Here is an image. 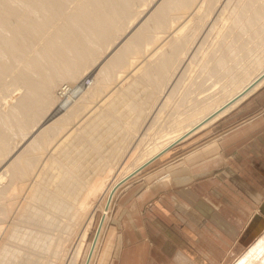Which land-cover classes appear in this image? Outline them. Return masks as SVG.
I'll use <instances>...</instances> for the list:
<instances>
[{
    "label": "rangeland",
    "instance_id": "374dc122",
    "mask_svg": "<svg viewBox=\"0 0 264 264\" xmlns=\"http://www.w3.org/2000/svg\"><path fill=\"white\" fill-rule=\"evenodd\" d=\"M119 54L121 62L115 60ZM263 69L264 0H0V264H84L105 211L91 264H182L177 253L188 263L197 253L206 264H237L256 252L264 238V194H245L251 217L235 215L238 234L224 236L227 243L213 234L200 235V241L174 220L179 239L167 237L173 255L158 240L167 234L151 226V203L142 210L144 218L136 217L145 225L142 239H133L132 220L121 213L158 166L212 138L218 119L130 177L107 210L105 205L109 187L146 149L210 113ZM88 76L93 80L83 88L88 97L62 117L54 110L65 96L61 92ZM29 92L38 102L25 105L24 112L20 101ZM97 178L105 180L104 187L87 195L84 209L77 208L76 199ZM55 202L71 208L68 216L54 210ZM49 212L59 218V224L51 221L53 228L41 225ZM118 218L133 243L119 262L105 255ZM55 249L56 258L50 257ZM263 260L264 253L256 257Z\"/></svg>",
    "mask_w": 264,
    "mask_h": 264
},
{
    "label": "crops",
    "instance_id": "0c3cea01",
    "mask_svg": "<svg viewBox=\"0 0 264 264\" xmlns=\"http://www.w3.org/2000/svg\"><path fill=\"white\" fill-rule=\"evenodd\" d=\"M213 132L214 136L196 150L158 166L156 173L147 177L146 187L131 197V206L123 205L121 213L132 220L133 239L145 236V225L140 226L136 217L144 218L142 210L147 203L152 204L151 226L157 225L167 234L158 240L164 241L171 255L174 245L167 237L179 239L172 226L174 220L183 225L184 234L199 235L200 241L201 236L211 234L223 243L228 242L224 236L236 237L235 215L247 219L252 210L245 194H264V82L220 117ZM114 223L117 227L112 236L116 235L117 242L111 237L105 255L119 262L133 243L130 235H124L123 221L118 218ZM176 257L182 264L188 263L186 255L177 253ZM203 257L196 253L195 262L188 264H206Z\"/></svg>",
    "mask_w": 264,
    "mask_h": 264
},
{
    "label": "bare ground",
    "instance_id": "6f19581e",
    "mask_svg": "<svg viewBox=\"0 0 264 264\" xmlns=\"http://www.w3.org/2000/svg\"><path fill=\"white\" fill-rule=\"evenodd\" d=\"M163 18V17H162ZM161 18V19H162ZM174 25V24H173ZM141 38V37H140ZM141 40V39H140ZM123 58H124V54H119L116 58H115V60L117 61V62H121L122 60H123ZM133 68V67H132ZM32 76H33V74H32ZM42 76L44 77V74L42 73ZM120 76H121V74H120ZM29 77H31V76H29ZM38 78V77H37ZM37 78L36 79H34V78H30L31 79V81L32 82H36V81H38L37 80ZM264 82V69L262 70V71H260V73L259 74H257V76H255V78L254 79H252V80H250L249 81V83L248 84H246L240 91H237V93L236 94H232V96L231 97H229L226 101H224L223 103H221V104H219L217 107H215L210 113H208L207 115H205V116H203L202 118H199L198 120H196L194 123H192L191 125H186V126H182L180 129H178V130H176V131H172V132H167V133H165V135H164V137H163V139H161V140H159V141H157V142H155L151 147H149V150L148 149H146L147 150V152L144 154V156L141 158V159H139L138 160V162L135 164V165H132V166H130L131 168H128V169H126L125 171H124V173H122L116 180H115V182L114 183H112V185L109 187V189H108V195H107V202H106V205H105V210H107L108 208H109V206L112 204V200L114 199V196L116 195V193H117V191H118V189L120 188V187H122V185H124V183H126L128 180H129V178L130 177H132V176H134L135 174H137V173H139L142 169H144L148 164H150L152 161H154L156 158H158L160 155H162L163 153H165L166 151H168L171 147H173V145H175V144H177L178 142H181V141H183L184 139H186V138H188V137H190L192 134H194V133H196L197 131H200L201 129H203V128H205L207 125H209V124H211V123H213L214 121H216L217 119H219L221 116H223L224 114H226V113H228L231 109H233L235 106H237L245 97H247L251 92H253L256 88H258L262 83ZM36 83H38V82H36ZM31 85V84H30ZM85 86L80 82L79 84H77V85H75L74 87H72V88H69L68 90H66V91H62L61 92V95H65L64 96V98L62 99V100H60L59 102H57V104H56V106H55V111L56 112H58V113H60V114H62V117H64V118H66V117H68V116H70V115H72V114H74L77 110H78V108H80V101L82 100H84V99H86L85 97H88V96H86L87 94V92L86 93H83L84 92V90L85 89H83ZM37 88L38 89H41V88H44L43 87V84L42 83H39V84H37ZM86 91V90H85ZM42 92V91H41ZM86 94V95H85ZM90 95V94H89ZM36 96V95H35ZM35 96H34V94L32 93V92H29L28 94H26V95H24V97H22V99H23V101L21 102L20 101V104H21V106L20 107H23L24 108V112H26L27 110H25V105L27 106V108L29 107V106H32V105H36V103L38 102V99H35ZM38 98V97H37ZM91 98H93V97H91ZM108 98V97H107ZM110 98V97H109ZM21 99V100H22ZM102 100V99H101ZM35 102V103H34ZM80 103V104H79ZM89 105H91V104H89ZM18 106V107H19ZM86 106V105H85ZM88 107V106H87ZM87 107H86V109H87ZM30 108H32V107H30ZM89 108V107H88ZM33 109V108H32ZM90 109H91V107H90ZM89 109V110H90ZM19 110V109H18ZM85 110V109H84ZM83 110V111H84ZM23 111V110H22ZM22 111H20V113L22 112ZM79 111H82V109L81 110H79ZM29 112V111H28ZM90 112V111H89ZM88 113V112H87ZM86 113V114H87ZM22 114V113H21ZM83 114V113H82ZM81 114V115H82ZM22 116V115H21ZM83 116V115H82ZM17 117V116H16ZM17 118H19V117H17ZM21 118V117H20ZM29 118V117H28ZM80 118H81V116H80ZM16 120V119H15ZM29 120V119H28ZM26 122H27V120H26ZM11 124V123H10ZM98 124V123H97ZM96 124V125H97ZM64 140V139H63ZM67 140V139H66ZM59 144V143H58ZM61 144V143H60ZM10 151V150H9ZM78 151V150H77ZM135 151V150H134ZM27 152V151H26ZM61 155V154H60ZM59 155V156H60ZM79 158V157H78ZM85 158H88V157H85ZM130 158V157H129ZM21 159V158H20ZM66 159H68V158H66ZM83 159V158H82ZM18 160H19V158H18ZM22 161H23V159H21ZM25 160V159H24ZM31 160V159H30ZM90 160V159H89ZM75 161V160H74ZM82 161V160H81ZM84 161V160H83ZM88 162V161H87ZM14 163V162H13ZM18 163V162H17ZM24 163V162H23ZM81 163V162H80ZM79 163V164H80ZM64 164V163H63ZM65 165V164H64ZM19 166V165H18ZM21 166V165H20ZM31 167V166H30ZM111 167H113V166H111ZM111 167H109V168H111ZM27 168V167H26ZM8 169H10V168H8ZM111 170H113L112 168H111ZM7 171V170H6ZM21 171V170H20ZM19 171V173H21ZM107 171H110V169L109 170H106V172ZM14 172V171H13ZM70 172V171H69ZM106 172H105V174H106ZM15 173V172H14ZM13 173V174H14ZM31 173V172H30ZM108 173V172H107ZM12 174V175H13ZM28 174V173H27ZM59 174V173H58ZM22 175H23V172H22ZM88 175V174H87ZM107 175H109V174H107ZM111 175V174H110ZM109 175V176H110ZM4 176V175H3ZM2 175L0 176V178H2L3 177ZM71 176V175H70ZM116 176V175H115ZM114 176V177H115ZM89 177V176H88ZM98 177H100V176H98ZM101 177H102V175H101ZM103 177H104V175H103ZM111 177V176H110ZM113 177V176H112ZM106 178V177H105ZM16 179V178H15ZM72 180H73V178H71ZM75 179V178H74ZM88 179V178H87ZM18 180V179H17ZM67 180V179H66ZM85 180H86V178H85ZM30 181V180H29ZM87 181V180H86ZM96 182H95V184L93 185H91V187H89V189H88V191H86L85 192V194L81 197V199L77 202V199H76V207L77 208H81V209H84L86 206H87V200H86V197H87V195H89V194H91V193H93V192H95V191H97V190H99V189H101V188H103L104 187V179H100V178H97V180H95ZM27 182V181H26ZM73 182V181H72ZM71 182V183H72ZM83 182H85V181H83ZM15 183V182H14ZM65 183V182H64ZM68 183V182H67ZM12 184V183H11ZM27 184V183H26ZM53 184V183H52ZM69 184V183H68ZM15 185V184H14ZM44 185V184H43ZM54 185V184H53ZM58 185V184H57ZM24 186V185H23ZM23 186H22V189H25V188H23ZM49 186V185H48ZM12 187V186H11ZM69 187V186H68ZM83 187V186H82ZM14 188H17L16 186L14 187ZM32 188H33V186H32ZM46 188V187H45ZM49 188V187H48ZM67 188V187H66ZM76 188V187H75ZM11 189V188H10ZM69 189V188H68ZM15 190V189H14ZM18 190V189H17ZM20 190V189H19ZM49 190V189H48ZM60 190V189H59ZM22 191V190H21ZM54 191H55V189H54ZM68 193V192H67ZM81 193V192H80ZM71 194V193H70ZM47 196V195H46ZM61 196V195H60ZM73 196V195H72ZM74 197V196H73ZM73 197L70 199V200H72L73 199ZM68 198H69V196H68ZM77 198V197H76ZM78 198H79V196H78ZM10 199H11V197H10ZM16 199V198H15ZM31 199V198H30ZM33 200V199H32ZM32 200H30V201H32ZM38 200V199H37ZM13 201V200H12ZM43 201V200H42ZM34 202V201H33ZM32 202V203H33ZM38 203V202H37ZM41 203V202H40ZM49 203V202H48ZM71 203V202H70ZM74 204V203H73ZM34 205V204H33ZM39 205V204H38ZM42 205V204H41ZM36 206V205H35ZM49 206V205H48ZM52 208H53V206L52 205H50ZM49 206V207H50ZM51 208V209H52ZM35 209V208H34ZM58 209V210H57ZM31 210V209H30ZM36 210V209H35ZM54 210L55 211H59V210H61L62 212L64 211V213H66L65 214V216L69 213V211L71 210V208L70 207H67V205H66V203L65 204H61L60 205V203L59 202H55L54 203ZM110 210V209H109ZM37 211V210H36ZM54 211V212H55ZM90 211V210H89ZM3 212V211H2ZM53 212V211H52ZM108 212V211H107ZM28 213V212H27ZM29 213H30V211H29ZM50 213V212H49ZM58 213H60V212H58ZM71 213H73V212H71ZM51 214V213H50ZM46 214L47 216L45 217V219L42 221V226H46L45 224H51L52 225V223L53 222H55L56 221V219H55V217L54 216H56L55 214ZM60 214H63V213H60ZM108 214V213H107ZM25 215V214H24ZM54 215V216H53ZM64 215V214H63ZM63 215H61V216H63ZM85 215V214H84ZM1 216V215H0ZM65 216H63V218L65 219ZM68 216V215H67ZM24 217V216H23ZM83 217V216H82ZM93 217V216H92ZM106 217H107V215H106V211H105V214H104V217L102 218V222L100 223V225L98 226V228H97V232H96V234H95V238L92 240V242L90 243V246H89V249H88V251H87V254H86V258H85V261H84V264H91V261H92V259H93V256H94V252L96 251V248H97V244H98V242H99V239H100V237H101V234H102V231H103V229H104V226H105V221H106ZM39 218V217H38ZM23 219V218H22ZM26 219V218H25ZM58 216H57V221L56 222H58ZM62 219V218H61ZM64 219H63V221H64ZM86 219V218H85ZM15 220H17V219H15ZM28 220V219H27ZM38 220V219H37ZM40 220V219H39ZM50 220V221H49ZM21 221V220H20ZM30 221H32V220H30ZM51 221H53L52 223H51ZM62 221V220H61ZM62 221V222H63ZM70 220H68V222H69ZM25 222V221H24ZM43 222H46L45 224H43ZM71 222V221H70ZM17 223H18V221H17ZM27 223V222H26ZM32 223V222H31ZM31 223H28V225L29 224H31ZM60 222H58V224H59ZM64 223H66L65 221H64ZM75 223V222H74ZM79 223H81V222H79ZM20 224V223H19ZM21 224H23V223H21ZM70 223H68L67 225H69ZM35 225V224H34ZM50 225V226H51ZM56 225V224H55ZM55 225H53L54 227H55ZM61 225V224H60ZM60 225L58 226V227H60ZM73 225V224H72ZM79 225V224H78ZM25 226V225H24ZM27 226V225H26ZM30 226V225H29ZM38 226V225H37ZM53 226H51L52 228H53ZM23 227V226H22ZM31 227V226H30ZM41 227V226H40ZM64 227V226H63ZM72 227V226H71ZM82 227V226H81ZM90 227V226H89ZM88 227V228H89ZM35 228V227H34ZM41 228H43V227H41ZM45 228H48V226H46ZM51 228V229H52ZM61 228V227H60ZM66 228V227H65ZM68 228V227H67ZM87 228V230H89ZM27 229V228H26ZM70 228H68V230H69ZM41 230H43V229H41ZM54 230H55V228H54ZM54 230H53V232H54ZM56 230H57V228H56ZM58 230H60V229H58ZM63 230V229H62ZM67 230V231H68ZM47 231V230H46ZM61 231V230H60ZM65 229H64V231H61V232H63L64 234H65ZM26 232V231H25ZM52 232V231H51ZM56 232V231H55ZM59 232V231H58ZM80 232H81V230H80ZM87 231L85 230V233H86ZM20 233V232H19ZM60 233V232H59ZM68 234H70L71 233V231H70V233L69 232H67ZM79 233V232H78ZM18 234V233H17ZM30 234H32V231H31V233ZM29 234V235H30ZM62 233H60V235H61ZM64 234H62L61 236H63ZM24 235L26 236V233H24ZM29 235H27V236H29ZM17 236V235H16ZM69 237V241H70V235H68ZM20 237V236H19ZM23 237V236H22ZM30 237V236H29ZM71 237H72V233H71ZM77 237V236H76ZM28 238V237H27ZM37 238V237H36ZM35 238V239H36ZM59 238V237H58ZM65 238V237H64ZM18 239V238H17ZM16 239V240H17ZM20 239V238H19ZM67 239V238H66ZM26 240V239H25ZM61 242H63L61 239H59ZM19 241V240H18ZM57 241H58V239H57ZM56 241V242H57ZM25 242V241H24ZM34 242V241H33ZM59 242V241H58ZM57 242V243H58ZM57 243L55 244V245H57ZM66 243H68V241L66 242ZM65 243V240H64V245L66 244ZM75 243V242H74ZM80 243V242H79ZM24 244V243H23ZM32 244V243H31ZM59 244V243H58ZM84 244V243H83ZM49 245V244H48ZM67 245V244H66ZM35 246V245H34ZM59 246H61V244L59 245ZM49 247V246H48ZM64 247V246H63ZM63 247H60V248H63ZM25 248V247H24ZM42 248V247H41ZM55 248H56V246H55ZM59 248V247H58ZM23 249V248H22ZM32 249V248H31ZM40 249V248H39ZM53 249H54V247H53ZM37 250V249H36ZM45 250V249H44ZM61 250V249H60ZM34 251V250H33ZM46 251V250H45ZM48 251V250H47ZM55 252H56V249L54 250ZM65 251V250H64ZM80 251V250H79ZM253 251H256V252H254V253H248V255H246L245 257H244V259L242 260V261H240V262H238L237 264H264V260L262 261V262H256V257L257 256H260V255H262L263 253H264V238H261L259 241H258V243H257V245H256V247L253 249ZM38 252V251H37ZM51 252V251H50ZM54 252V253H55ZM60 252V251H59ZM31 253V252H30ZM49 254V255H51L50 257H53L54 256V258H56L55 257V255L56 254H58L57 252L55 253V254ZM60 254V253H59ZM61 254H62V250H61ZM53 255V256H52ZM67 255V254H66ZM59 256H61V255H59ZM73 256V255H72ZM62 257V256H61ZM61 257L59 258L58 256H57V259H61ZM69 257H70V254H69ZM36 258V257H35ZM26 259V258H25ZM40 259V258H39ZM38 259V260H39ZM42 259H44L43 257H42ZM41 259V260H42ZM53 260V259H52ZM262 260V259H261ZM45 262V261H44ZM48 262V261H47ZM51 262V261H50ZM53 262H54V260H53ZM56 260H55V264H56ZM14 263V262H13ZM29 263V262H28ZM52 263V262H51ZM67 263V262H66ZM74 263V262H73ZM77 263V262H76ZM39 264V263H38ZM57 264H59V262L57 263Z\"/></svg>",
    "mask_w": 264,
    "mask_h": 264
},
{
    "label": "built area",
    "instance_id": "2783aa9c",
    "mask_svg": "<svg viewBox=\"0 0 264 264\" xmlns=\"http://www.w3.org/2000/svg\"><path fill=\"white\" fill-rule=\"evenodd\" d=\"M92 81H93L92 78H90V76H88L84 79L82 84L87 87V86L91 85Z\"/></svg>",
    "mask_w": 264,
    "mask_h": 264
},
{
    "label": "water",
    "instance_id": "95a60500",
    "mask_svg": "<svg viewBox=\"0 0 264 264\" xmlns=\"http://www.w3.org/2000/svg\"><path fill=\"white\" fill-rule=\"evenodd\" d=\"M52 116H53V115H52ZM52 116H51V117H52ZM51 117H50V118H51Z\"/></svg>",
    "mask_w": 264,
    "mask_h": 264
}]
</instances>
